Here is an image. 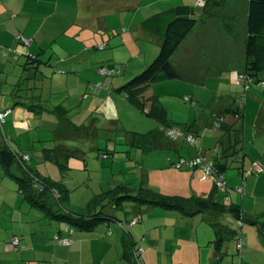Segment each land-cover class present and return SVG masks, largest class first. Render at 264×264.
I'll list each match as a JSON object with an SVG mask.
<instances>
[{
    "label": "crops",
    "instance_id": "0c3cea01",
    "mask_svg": "<svg viewBox=\"0 0 264 264\" xmlns=\"http://www.w3.org/2000/svg\"><path fill=\"white\" fill-rule=\"evenodd\" d=\"M145 1L0 0V72L4 73L2 71L8 65L19 67L23 73L33 71L34 82H42L43 89L49 81L50 92L67 94L66 99L73 101L56 104L53 100H45L35 104L37 108L30 109L35 106L17 102L15 98L12 100L8 92L3 94L6 86L0 87V113L5 109L12 111L4 124H9V129L3 127L0 132V145L10 143L23 152L13 135L39 130L38 127L45 123V116L56 128L54 131L60 127L72 135L86 131L90 139L106 137L107 133L110 137L119 131L122 111L139 109L117 89L123 85L128 70L136 72L146 68L162 44V39L145 30L142 23L155 14L179 10L180 15L196 17L199 23L173 56L172 64L184 81L203 89L211 85L214 93L210 100V115L206 117L205 126L190 121L193 109L183 121L174 119L169 113L164 115V120L173 126L169 130L178 129L195 136L196 146L184 138L170 137L166 133L168 129L162 127L150 132H154L153 136L160 141L156 151H166L170 166V162L181 158L200 156L227 165L224 177L228 188L225 191L217 189L214 180L200 170L186 169L190 172L179 173L173 169L171 172L182 176L185 185L179 186L180 190L174 188L172 193L156 191L173 203L193 206L197 199H202L209 205L217 204L222 210L209 207L189 213L153 206L142 210L137 205L133 216L126 215L127 220L123 221L118 219L122 216L110 207L105 212L114 219L97 224L91 231L75 230L46 217L43 211L34 207L0 165L3 175L0 185V264H135L126 254L127 245L144 250L140 258L142 264H264V171L249 173L254 162L258 161L264 168V74L261 82L247 89L237 85L246 62L249 3L246 0H164L154 6L160 0H153L141 11ZM199 2L203 4L199 5ZM115 32L123 36L115 40ZM19 36L27 38L29 43ZM101 46L104 49H100ZM120 46L125 47L126 56L132 60L142 52L143 60L126 65V60H117L115 54L113 59L104 60L103 55L110 53H95V50ZM1 53L5 58L11 57L10 60L2 61ZM104 61L118 68L122 65L126 70L116 80L112 77L103 89H92L93 84L105 82L106 78L100 73L105 67ZM59 81H64L66 86H55ZM72 82L77 90L73 97L71 91L75 85L72 87ZM230 84L238 86L236 89L232 86L234 92L226 90ZM153 85L155 82L140 92L148 98L158 99L160 96ZM7 88L16 90L11 89L12 85ZM188 99L185 101L192 102ZM237 107L243 115L238 120L228 113L229 109ZM86 113L96 116L85 120ZM187 126L191 128H185ZM205 129L216 134L214 147L205 146ZM132 133L127 134V142L133 139ZM185 145L189 146L186 151L183 150ZM27 155L38 173L44 162L62 167L53 154L47 156L50 160L44 159L37 165L33 164V157ZM68 163L69 169H76L70 161ZM56 168L43 177L50 182H61L67 189ZM241 187L243 193L239 194L236 189ZM225 197L240 207L243 220L257 221L261 231L252 224L240 225L230 212L231 203ZM136 217H140L141 222L131 226ZM55 235L70 238L71 245L57 244ZM15 237L28 248L15 251L11 244Z\"/></svg>",
    "mask_w": 264,
    "mask_h": 264
},
{
    "label": "rangeland",
    "instance_id": "374dc122",
    "mask_svg": "<svg viewBox=\"0 0 264 264\" xmlns=\"http://www.w3.org/2000/svg\"><path fill=\"white\" fill-rule=\"evenodd\" d=\"M163 1L164 0H160L154 6H159ZM152 2L153 0H146L141 11L146 10ZM122 36L123 34H117V32H115L113 39L116 40ZM21 38L23 37L19 36V39ZM97 52L100 54L105 52L110 53V55H103L104 60H108V58L113 59V54H115L117 60H126V65L128 63L130 64V62L133 64L138 60H143L142 52H140L139 55H136L133 60L130 59V56L127 57V52L124 46L117 48L108 47L106 50L100 51L95 50V53ZM95 53L92 54L94 55ZM158 54L159 53H157V55ZM1 55V60L5 62H8L11 58H5L3 53H1ZM157 55L149 61L148 66ZM104 62L106 63L104 65L106 68L111 66L109 61ZM146 68L139 69L136 72H132V70L129 69L126 77H124V83L126 84L136 76L140 75L146 70ZM119 69L121 71L114 73L112 80H116L117 77H120L121 72L126 70V67L124 68V66L121 65ZM2 72L4 73L0 72V87L6 86L3 94L8 92L12 100L15 98L17 102L22 101L34 106L45 100H53L56 104L64 102V100L65 104L73 103V101H68L66 99L67 94L58 93L59 91L50 92L49 81L45 82V89H43L44 84L42 82H34L33 78L35 73L33 71L31 73H23L19 67L14 68V65L13 67L8 65L7 69H4ZM35 84L38 85L36 86ZM8 85H12L11 89L14 88L16 90H9L7 88ZM57 85L66 86L64 81L57 82L55 86ZM74 85L75 84L72 82L71 86L73 87ZM230 85L226 88L229 92H234L232 86L234 88L239 86ZM153 86H155L152 88L155 89L156 94L160 96L157 99L158 102H156L157 110H155L154 115L149 116L146 112L138 111L135 108H126L121 113L122 119L118 125V129L120 130L117 131V133H112L108 138L100 137L97 139L93 137L90 139L88 138L86 131L76 132L72 135L66 133L63 127L54 131L56 128L49 122L50 120L48 116H45V123L43 122V124L38 127L39 130L28 132L26 133L27 135H20L19 133L13 135L16 142L21 145L20 147L22 148L23 153H28L33 157L34 165H37V163L44 159L50 160L47 158L49 154L56 156L57 161L61 163L62 167L54 164L57 167L56 168L52 165V162H44L41 164L43 167H40V173L42 176L47 177L49 173H52L53 167L56 168L55 171L59 172L67 189L71 192L69 193L68 202L66 203L69 210L86 215L88 207L94 211L95 208H97L98 211L102 210V208H110L108 204L104 203L102 205L101 203L99 205L97 202L92 206L93 200L95 196L98 197L106 189L114 188L116 186H128L129 189L136 193L139 191L141 192L142 188L172 193L174 192V188L178 189L180 188L179 186L183 187V185H185L182 176L180 177L177 173L171 171L174 169L181 173V171L184 172L188 170L171 167L166 159V151L159 150L156 152L145 153L142 149L130 148L125 145V139L129 132L147 134L150 131H157L161 128V119L158 117L167 113L179 121H183V119L186 120L189 117L188 111L190 109H193L190 121L192 123L197 122L199 126H205L208 121L206 117L210 115V100L214 91H212L210 84L207 85L208 89H203L197 87L195 84L184 81L183 76L175 80H164L159 77L155 80V85ZM240 87H242L243 90L245 89L244 86ZM52 92L54 93L53 95ZM71 92H73V97L77 92L76 85ZM235 92H237V90H235ZM186 98H190L192 102H186ZM44 103L46 105L49 104V102ZM6 110L8 109H5L4 111ZM86 115L85 120H90V118L96 116L94 114L88 116V113H86ZM4 124L0 126V132L3 127L9 129V124L6 126H4ZM209 131L211 130L205 129V132L207 133L204 135L206 137L205 146H208V148L216 145V134ZM188 147L185 145L183 150L186 151L189 149ZM48 150H50V152ZM109 150L112 152L108 153ZM75 151L78 152L73 155V152ZM105 153L109 154L107 158L102 156ZM67 160L70 161L71 166L76 169H69L70 166ZM73 164H75L76 167ZM2 177L3 175L0 173V185H2ZM137 205L138 204L135 201L125 200L123 205L116 210L118 212L117 214L122 216L118 219L125 221L127 220L126 215L133 216L134 209L138 207ZM147 207L148 205L145 204L140 205L142 210L147 209ZM3 211L5 212L6 209L3 208ZM39 215L41 214L39 213Z\"/></svg>",
    "mask_w": 264,
    "mask_h": 264
},
{
    "label": "trees",
    "instance_id": "16d2710c",
    "mask_svg": "<svg viewBox=\"0 0 264 264\" xmlns=\"http://www.w3.org/2000/svg\"><path fill=\"white\" fill-rule=\"evenodd\" d=\"M246 1L249 3L248 38L245 47L246 62L243 74L246 81H248V84H250L249 86H253V84L263 80L262 75L264 74V0ZM179 12V10L164 11L151 16L142 23L145 30L162 39L160 52L144 72L117 89L118 92L121 94L123 93L127 100L140 111L146 112L149 110L147 111L149 116H153L155 110H157L156 102H158V100L155 97L148 98L146 94H143L140 90L155 82L159 77L168 80L179 78V74L172 64V58L199 23L198 18L193 16H183L180 15ZM109 67L120 70L115 65ZM29 108L35 109L37 107ZM8 110L11 111V109ZM228 113L232 114L236 120L241 119L243 116L240 107L229 109ZM164 115L158 117L161 119V127L163 129L173 128L168 121L164 120ZM231 127H234V125H231ZM185 128L190 129L191 127L187 126ZM115 132L117 133V131ZM153 134L154 132H148L147 134L132 133L133 139L130 142L126 141L125 145L130 148L142 149L145 153L154 152L159 149L160 141L157 137L153 136ZM108 135L109 134L107 133L105 138H108ZM195 139L197 140L196 137ZM48 151L50 152V150ZM110 152L112 151L109 150L108 153ZM108 153H105L102 156L107 158L109 156ZM170 163L172 166L174 162ZM214 163L216 165L217 174H219L224 182H226L224 173L228 168L227 165L220 162ZM0 165L4 168L6 175L17 182L19 189L25 194V196H27L31 204L43 211L45 216L52 220L65 223L67 226L72 227L75 230L91 231L97 224L105 223L107 220L115 218L110 214H107L105 208H102L100 211L95 208L94 211L88 207L86 215L69 210L66 205L68 202L69 191L63 188L61 182H50L44 178L31 164V157L21 152L19 148L11 146L10 143L0 145ZM125 200L135 201L138 205L145 204L153 207L179 209L183 212L189 213H196L198 210H204L209 207L215 210H222L217 204L212 203L209 205L202 199H197L193 206H186L165 199V196L156 190L142 188L141 192L139 191L136 193L125 185L110 188L103 191L98 197L95 196L92 206H94L96 202L99 203V205L105 203L108 204L113 211H116L123 205ZM192 200L194 199H191V201ZM228 202L231 203L230 201ZM230 212L234 214L242 225L244 223L252 224V226H255L256 230L259 232L261 231L257 226V221L243 220L242 211L238 205L231 203ZM55 236L61 237L60 235ZM65 239L70 240V238ZM19 241L21 246H27L22 243L20 239ZM13 249L16 251L14 247ZM133 250V247L127 245L126 254L128 257H131L135 264H138L137 261H135ZM18 251L22 250L20 249Z\"/></svg>",
    "mask_w": 264,
    "mask_h": 264
},
{
    "label": "built area",
    "instance_id": "2783aa9c",
    "mask_svg": "<svg viewBox=\"0 0 264 264\" xmlns=\"http://www.w3.org/2000/svg\"><path fill=\"white\" fill-rule=\"evenodd\" d=\"M201 4H203V2H199V5H201ZM22 40L25 43H29V41L27 39L22 38ZM100 49H104V46H101ZM119 71L120 70L112 69L111 67H108V68L103 67L101 69L100 73H101L102 76H104L106 78L105 82L104 83L93 84L91 86L92 89H95V90L103 89L106 86V84H108L110 82V79H111L112 75L114 73L119 72ZM237 85L244 86L245 89L250 87L249 86L250 84H248V81H246V79L244 77V74L239 76V78L237 80ZM186 100L189 101L188 98H186ZM10 113H11L10 110H7L4 113H0V125H3L6 122V118H7V116ZM164 130H166V129H164ZM166 133L170 137H172L174 139L184 138L191 145H196L198 143L193 135H187L185 133H181L178 129H171V130L168 129V130H166ZM215 166L216 165H215L214 162L207 161L206 159H204L201 156L193 158V159L181 158L177 162H174L172 164V167L177 168V169H188V170H193V171L200 170L203 173L204 176L209 177V178L214 180L215 185H216V187L218 189L225 190V189H227V183L224 182L223 178L219 174H217ZM263 171H264L263 166L257 161V162L253 163V165L250 168L249 173L256 172V173L260 174ZM236 192L239 193V194H242L243 193V188L241 187V188L236 189ZM225 200L226 201H230V198L229 197H225ZM140 222H141L140 217H136V218H134L131 221L130 224H131V226H136ZM239 224L242 225L241 222H239ZM54 240L59 245H63V246H70L71 245V241L69 239H65V238H62V237H59V236H55ZM12 246L16 250H20V249L24 250V249L27 248V246H21V243H20L18 238H14L12 240ZM133 251H134L133 253H134L135 261H137L138 264H142L140 258H141L142 253L144 252V250L142 248H134Z\"/></svg>",
    "mask_w": 264,
    "mask_h": 264
}]
</instances>
